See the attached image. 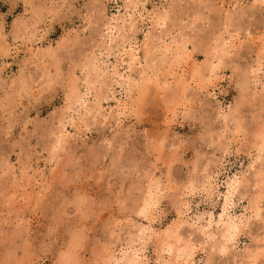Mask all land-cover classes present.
<instances>
[{
	"label": "rangeland",
	"instance_id": "374dc122",
	"mask_svg": "<svg viewBox=\"0 0 264 264\" xmlns=\"http://www.w3.org/2000/svg\"><path fill=\"white\" fill-rule=\"evenodd\" d=\"M263 41L264 0H0V264H264Z\"/></svg>",
	"mask_w": 264,
	"mask_h": 264
},
{
	"label": "bare ground",
	"instance_id": "6f19581e",
	"mask_svg": "<svg viewBox=\"0 0 264 264\" xmlns=\"http://www.w3.org/2000/svg\"><path fill=\"white\" fill-rule=\"evenodd\" d=\"M136 1H138V0H136ZM135 4H137V2L135 3ZM138 6V4L137 5H134L133 7L134 8H136ZM128 9V8H127ZM162 19H164V18H160V17H158L157 18V25H159V23L161 22V20ZM164 21V20H163ZM107 24V23H106ZM106 27V26H105ZM108 28H109V30L111 29V24H110V26H108ZM108 34V33H107ZM113 37V36H112ZM107 41V40H106ZM113 41V40H112ZM7 41H5V43H6ZM106 43V42H105ZM125 43V41H122V45ZM224 44V43H223ZM232 44V43H231ZM261 45V44H260ZM263 45H264V41H263ZM7 46H9L8 44H7ZM150 47H151V45H149ZM230 46V45H229ZM262 46V45H261ZM13 47H15V46H12L11 48H13ZM107 47V46H106ZM105 47V48H106ZM8 48H10V47H8ZM17 49V48H16ZM108 49L109 48H107V51H108ZM167 49V48H166ZM179 49V48H178ZM261 49H264V47L263 48H261ZM12 50V49H11ZM19 50V49H18ZM180 50V49H179ZM179 50H172V52H174V53H176L177 55H175L176 57H174V58H169V57H167L168 58V63H169V65H175L176 66V64H177V60H179V59H177V58H179V56H180V53H179ZM8 51H9V49H8ZM14 51V50H13ZM105 51V50H104ZM12 52V51H11ZM17 53V52H16ZM16 53H14V54H16ZM100 53V52H99ZM108 53H109V51H108ZM107 53V54H108ZM13 54V53H12ZM146 54H147V52H146ZM102 55H103V53H102ZM167 55V54H166ZM98 56H101V55H97L96 54V52L95 51H92V55L91 56H88V57H86V64L85 65H83L84 66V68L86 67V68H88V70H87V74H86V80H85V83H86V85L88 84V85H90L91 83H96V82H99L100 84H103V85H105V89H107V90H104V92L106 91H110L111 90V87L113 86V84L116 82L115 81V79H111L110 77H113V76H111L110 75V73L109 74H107L106 72H108V71H106L105 72V70H103L101 67H100V64H99V57ZM138 55L136 54V52H131L130 53V57H131V59L133 60V61H136V60H138V57H137ZM262 58V57H261ZM177 61V62H176ZM103 63V62H102ZM259 63V62H258ZM181 64V63H180ZM261 64V63H260ZM171 67L172 66H170V69H171ZM85 68V69H86ZM106 68V67H105ZM196 69H198V68H196ZM212 69V68H211ZM109 70V69H108ZM258 71V70H257ZM210 72H214L213 71V69L210 71ZM194 73V72H193ZM113 74V73H112ZM195 74V73H194ZM199 74H200V72H199ZM257 74V73H256ZM114 75V74H113ZM115 76H116V74H115ZM194 76H196V75H194ZM202 76V75H201ZM212 77V76H211ZM110 78V79H109ZM79 79V78H78ZM77 79V81H81V80H78ZM117 79V78H116ZM108 80V81H107ZM255 80V79H254ZM75 82H76V79L74 80ZM74 81H73V83H74ZM147 81V80H146ZM146 81H145V83H146ZM82 82H84V81H82ZM149 82V81H148ZM180 82V81H179ZM84 83V84H85ZM72 84V83H71ZM81 84V83H80ZM178 84V83H177ZM186 84V83H185ZM184 84V85H185ZM87 85V86H88ZM140 85V84H139ZM180 85H181V82H180ZM179 85V86H180ZM176 86V85H175ZM103 87V89H104V86H102ZM141 88V87H140ZM180 88V87H179ZM178 88V89H179ZM182 88V87H181ZM186 88V87H185ZM143 89H141V91H142ZM145 91V90H144ZM179 91H181V90H179ZM112 92V91H111ZM173 92V91H172ZM85 93V92H84ZM81 94L80 93V86L79 85H77V83L76 84H72L71 85V90H70V93H69V95H68V97L70 98V99H72V100H74V101H72L73 103L71 104V105H75V103H77V102H79V101H81V100H83L84 99V97L86 96V93L85 94ZM175 93H177V92H175ZM181 93V92H180ZM173 94V93H172ZM179 94V93H178ZM177 94V95H178ZM174 95V94H173ZM104 97V95L102 96V95H100V98H99V100L98 101H96V106H95V109L97 108L98 109V107H100V106H102V104H101V99H105V98H103ZM171 97H172V95H171ZM175 97V96H174ZM177 98V97H176ZM108 99V98H107ZM69 102H71V101H69ZM79 104V103H78ZM67 105H69V104H67ZM71 105L69 106V108L71 107ZM80 105V104H79ZM78 108V107H77ZM68 111V110H67ZM75 112L77 111V110H74ZM68 114V113H67ZM64 115V114H63ZM231 115V114H230ZM233 115V114H232ZM68 116V115H67ZM63 119H65V115L62 117V120ZM61 120V123L63 124V126L61 127L62 128V131L63 130H65V131H67L65 128H67L66 127V124H65V122L64 121H62ZM66 120V119H65ZM71 120H73L72 118H71ZM67 121V120H66ZM262 127H264V124H263V126ZM261 127V129H262V131H263V133L261 134L260 133V131H259V133L261 134L260 136H259V139H260V141L259 142H263L264 141V128H262ZM64 132V131H63ZM60 133H61V131H60ZM258 135V134H257ZM257 137V136H256ZM256 140H257V138H256ZM261 145V144H260ZM263 145V144H262ZM257 146H259V145H257ZM264 148V147H263ZM259 149V148H258ZM260 155H261V153H260ZM263 156V155H262ZM263 171V170H262ZM260 173V172H259ZM262 173H264V172H262ZM261 173V174H262ZM262 176V175H261ZM260 176V177H261ZM208 178V177H207ZM211 178V177H210ZM264 178V176L261 178V179H259V180H262ZM238 179V178H237ZM210 180V179H209ZM236 180V179H235ZM237 181V180H236ZM261 182H263L264 183V181H261ZM211 184H213V182L211 183ZM238 184V183H237ZM237 184H236V182L235 181H231V183H229L228 184V190H227V193H226V195H225V202H226V205L228 204V202H229V200H230V197H231V195H232V193H233V191L235 190V188L237 189V187L239 186H237ZM240 184V183H239ZM150 185H151V183H150ZM148 186V191L146 190V194L144 195V197H143V201H142V205H141V210H143V211H141V212H143V215H144V213H146L149 209H151L150 207H154L153 205H155V203L157 202V200H156V198H158V197H155L154 195H156L155 193H154V195H153V193H152V187L151 186ZM158 185H159V183L157 184V187H158ZM154 186H156V185H154ZM260 187V186H259ZM159 188V187H158ZM155 189V188H154ZM157 190V189H156ZM261 192H263V190L261 191ZM157 196H159V195H157ZM159 199V198H158ZM186 199V198H185ZM185 199H181L182 200V202L183 201H185ZM180 201V200H179ZM186 202V201H185ZM179 203H181V202H179ZM157 205V204H156ZM228 206V205H227ZM157 207V206H156ZM182 207V206H181ZM227 208V207H226ZM153 209V208H152ZM154 209H156V208H154ZM148 213V212H147ZM146 213V214H147ZM153 213V212H152ZM149 214V213H148ZM151 215H153V214H151ZM150 215V216H151ZM144 217H147L146 215L144 216ZM225 221V220H224ZM228 221V220H227ZM237 225V224H236ZM236 225L235 224H233V223H231V222H223L222 221V231H221V237L222 238H224V240H229V239H231L232 238V236H233V233L237 230L236 229ZM176 228V227H175ZM141 230H143V229H141ZM141 230H138V231H141ZM169 231V230H168ZM167 232V231H166ZM165 232V233H166ZM169 232H171V231H169ZM173 232H175L174 230H173ZM139 233V232H138ZM168 233V232H167ZM206 234V233H205ZM138 236V235H137ZM165 237L162 239L161 238V240H162V245H161V251L164 253V251H167V252H169V254H170V252H171V250L174 248H172V246H175L176 245V242H178L179 241V238H178V236H175V234H173V233H170V234H165L164 235ZM234 236H235V234H234ZM139 238V237H138ZM221 242V241H220ZM218 244H220V243H218ZM217 245V244H216ZM188 246V245H187ZM219 246V245H218ZM186 247V246H185ZM185 247H184V245H183V247L181 246V245H179L178 247L176 246V248H175V253L173 254V257L175 258H179V256H181V255H183L184 254V249H185ZM188 248H189V246H188ZM222 248V247H221ZM172 250V251H173ZM193 250V249H192ZM190 252V251H189ZM135 253V252H134ZM136 254V253H135ZM111 255V254H110ZM68 255H66V256H64L65 257V259H66V261H68L67 260V257ZM113 256V255H112ZM125 256H129V255H124V257ZM137 257H138V255H136ZM164 256V255H163ZM188 255H186V257L185 258H190V256H188ZM192 256V255H191ZM73 257V256H72ZM133 257V256H132ZM131 256L130 257H127V259H126V262L124 263V264H137L136 263V260L134 259V258H132ZM172 257V258H173ZM112 258V257H111ZM122 258H123V256H122ZM122 258H121V260L120 261H122ZM70 259V258H69ZM139 259V258H138ZM254 259H256V258H254ZM108 260H110V259H108ZM184 260V259H183ZM185 260H187V259H185ZM65 261V262H66ZM114 261V260H113ZM139 261V260H138ZM164 261V260H163ZM188 261V260H187ZM254 261V260H253ZM124 262V261H123ZM176 262H178V260L176 261ZM254 262H256V261H254ZM107 263V262H106ZM167 263H169V262H167ZM181 263H182V261H181ZM180 263V264H181ZM251 263H253V262H251ZM250 263V264H251ZM107 264H111V263H109V261H108V263ZM120 264V263H119ZM161 264V263H160ZM185 264V263H184Z\"/></svg>",
	"mask_w": 264,
	"mask_h": 264
}]
</instances>
